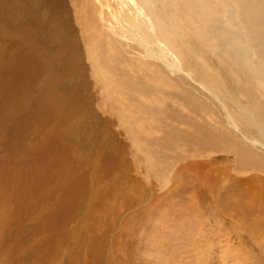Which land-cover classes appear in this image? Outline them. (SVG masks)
I'll return each instance as SVG.
<instances>
[{
  "label": "bare ground",
  "instance_id": "6f19581e",
  "mask_svg": "<svg viewBox=\"0 0 264 264\" xmlns=\"http://www.w3.org/2000/svg\"><path fill=\"white\" fill-rule=\"evenodd\" d=\"M59 1L0 0V83L4 78L18 81L14 94L7 90L0 94V145L7 147V155L0 158L2 264H52L63 251L66 257L69 256L70 264H80L75 252L77 245L87 242L98 251L103 245L96 232L99 226L95 220L99 217L95 218V209H102L99 219L111 212L114 196L110 195H116L122 183L117 181L115 152L95 131L94 122L83 120L79 112L81 85L77 79L83 75L82 58L87 61L90 75L103 95L100 109L103 112L116 110L118 123L136 150L146 151L147 144L151 143L146 137L154 131L150 120L158 122L171 117L193 126L191 136L200 147L231 150L240 167L258 170L264 175V0H133L134 5L129 6L128 11L144 14L141 25L150 29L145 34L137 29L136 23L126 24L127 27L118 24V21L132 23L134 20L126 10L121 16L117 15L123 12L122 8L119 10L118 1L117 7L106 8L109 16L112 14L118 19L117 23L107 16L103 18L105 4L99 7L98 20H106L103 28L112 22V32L99 29L96 34L97 23L93 22L91 12L97 6L70 0L82 36V54L73 43L72 32L61 31L69 21H62ZM107 5L112 6L109 2ZM124 31L136 39L145 57L159 59L171 71L184 70L186 76L219 101L224 119L217 122L222 127L199 125L194 120L188 121L139 100L136 96H151L157 88L153 82L145 80L146 76L162 80L164 74L146 61L129 62L124 58L112 36L113 33L123 35ZM14 35L17 40L11 46L8 41ZM209 54L216 58L217 64L212 62ZM125 62L142 76H130ZM23 74L25 82L20 83ZM113 85L120 88L129 103L133 102L130 97H136L134 109L131 104L113 96ZM189 95L193 98L191 103H188ZM183 98L185 106L193 112H211L209 105L199 102L192 94L184 93ZM142 114L146 119L141 123L138 117ZM9 123L10 131H5ZM162 127L165 135L162 137L169 145H175L169 137L174 129L168 124H162ZM31 134L37 136L29 142ZM39 134L51 136L52 140L43 141ZM160 140L152 138V143L163 144ZM23 162L28 166L26 169ZM24 174H30L32 181L42 178V186L33 188L31 184L26 188L22 182ZM263 186L260 184L261 192ZM30 189L41 196L37 208H33L35 213L32 208L30 210L33 218L40 221L37 233L55 226L52 220L42 219L47 213L64 215L62 225L66 218L75 220L76 224L61 235H51L47 241H35L34 247L26 250L25 215L21 218L14 215L10 202L14 200L21 210L24 190L29 193ZM12 195H16L14 199ZM252 195L251 203L258 199L259 193ZM96 199L104 207L98 208L94 204ZM79 211L82 212L80 216ZM12 221L15 227L10 230ZM254 224L258 225L257 221ZM14 251H18L15 257ZM101 256L95 259L97 264H104L109 259L102 252ZM57 263L60 264V260Z\"/></svg>",
  "mask_w": 264,
  "mask_h": 264
},
{
  "label": "rangeland",
  "instance_id": "374dc122",
  "mask_svg": "<svg viewBox=\"0 0 264 264\" xmlns=\"http://www.w3.org/2000/svg\"><path fill=\"white\" fill-rule=\"evenodd\" d=\"M116 1L119 2V10L123 9V12L121 11L117 15L121 16V13L126 10L130 12V18H134L132 23L118 21V24L123 23L127 27V25L136 23L137 29H140L143 34L145 31H150L141 25L144 14L128 11V7L134 5L133 0H105V3L102 0H81L85 4L97 6L95 10L91 8L92 20L97 23L96 29L98 28L96 34H99V29H107L108 32H112L110 24L117 23L118 19L112 14L109 16L106 8L117 7ZM59 2L62 4L64 17H62V21H66V19L69 21V25L61 27V31H67L68 34L72 32L73 39H75L73 43H76L75 46L82 54L84 52V46L80 40L82 36L76 24L74 12L72 13L71 1L60 0ZM108 2L112 6L107 5ZM102 6H104L103 18L107 16V19L108 17L114 19L106 28H103V22L106 20L103 21L101 18L98 20L99 7ZM144 7L145 5L142 4L141 8L145 11ZM262 7L264 10V1ZM67 11L71 14L67 15ZM124 26L123 29H125ZM112 36L127 61H146L157 72L164 74V77L161 75L162 80L151 76L144 77L145 80L153 82L157 87L151 96H144L145 98L142 97V99L138 93L135 94L131 91V94L138 95L136 97L139 100L146 101L152 107L183 116L188 121L194 120L193 122L200 123L199 125L208 124L215 128L222 127L219 124L224 119L221 104L202 86H199L198 82H194L189 76H186L184 70L181 69V72L171 71L159 59L145 57V54L141 53L143 48L126 31L123 32V35L113 33ZM10 39L8 44L14 46L17 36L14 35ZM157 52L160 56L158 50ZM181 52L184 53L182 47ZM209 55L212 57H210L212 62L217 64L216 58L212 54ZM82 64L83 75L81 77L83 79L81 77L77 79L78 85H81L78 94L79 112L83 120L94 122L92 126L93 128L95 126L94 129L97 128L95 131L100 133V138L107 143L108 148L115 152L117 181L122 183V188L116 195H110L114 196L111 199L112 213L109 212L111 214L108 213L99 219L102 209H95V218L99 217L100 220H95V224L99 226L96 232H98V239L103 245L100 251L87 242L77 245L75 252L80 264H97L95 259L101 256V252L103 256L107 254L109 258L104 264H264V189L262 192L260 191L262 188L260 184L264 185L263 173L240 167L231 150L223 151L217 148L200 147L193 142L194 138L191 136L194 131L193 126L189 125L187 121L178 120L177 122L171 117H166L158 122L150 120L149 124L154 127V131L147 133L146 137L151 140V143L147 144L146 151L136 150L125 129L119 125L115 115L116 110L103 112L100 109V105H103L101 102L103 95L90 75L87 61L83 58ZM125 64L126 72L130 76L134 78L142 76L128 66L127 62ZM84 74H86L85 77ZM17 82L14 79L4 78L1 81L3 85L0 83V94L6 90L9 94H14L17 90ZM21 82H25L24 74L21 77ZM6 87L9 88L6 89ZM111 91L113 96L118 97L124 103L131 104V108L134 109L136 97H130L133 102L129 103L123 97L119 87H114ZM184 93H190L199 102L209 105L211 112H193L185 106ZM187 99H189L188 103H191L193 98L189 95ZM111 106L116 108L115 104ZM138 119H140L138 122L142 123L143 119H146V115L142 114ZM219 120L220 122H217ZM162 124L171 125L174 129V135L172 133V136L169 137L175 142V145H169L165 141V137H162L165 136ZM9 128H11V124L5 127V131H10ZM39 135L43 141L50 142L52 140L51 136ZM83 135L85 137V133ZM238 135L240 134L238 133ZM33 136L36 139L37 134H31L28 138L29 142L33 141ZM152 138L161 139L160 142L163 144L152 143ZM6 155L7 147L1 144L0 158ZM23 164L26 169L27 164L25 162ZM28 175L24 174L22 180L26 188L28 185L31 187V184L33 188L42 186L44 182L42 178L32 181L30 174ZM29 191L26 193L24 190V207L21 210L16 207L14 200L10 202V209L14 208V215L16 214L20 218L25 215L24 234L25 238H28L25 240L26 250L33 248L35 241H47L51 235L55 233L61 235L65 233V229L73 228L76 224L75 220L66 218L62 225L64 215L47 213L42 219L52 220L55 226L52 225L47 230L37 233L36 229L39 227L38 222L40 221L33 218V212L37 208V200L41 196L32 189ZM257 192L259 193L258 199L251 203L252 194ZM14 196L16 195H12L13 199ZM28 202H30L29 206ZM98 202V199L94 201L98 208L104 207ZM31 208L33 212L30 211ZM80 215H82L81 211H79ZM256 221L258 225L254 224ZM99 222L102 224L100 225ZM13 227L15 224L12 221L10 230ZM10 235L8 232L9 237ZM5 237L7 238L6 234ZM64 252L60 254L62 257L59 256L57 259L60 260V264H70L69 256L66 257L67 254ZM15 255H18V251H14L13 257ZM57 259L52 264H58ZM0 264L2 263L0 262Z\"/></svg>",
  "mask_w": 264,
  "mask_h": 264
}]
</instances>
